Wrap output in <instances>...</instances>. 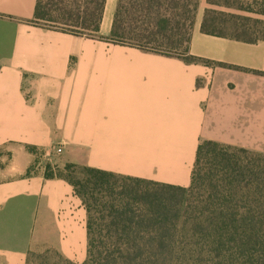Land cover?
<instances>
[{"label": "crops", "instance_id": "1", "mask_svg": "<svg viewBox=\"0 0 264 264\" xmlns=\"http://www.w3.org/2000/svg\"><path fill=\"white\" fill-rule=\"evenodd\" d=\"M200 0L186 62L33 24L37 0H0V148L57 144L77 165L182 188L199 145L264 155V37L203 33L207 10L264 25V0ZM118 0H106L107 38ZM0 180V264L87 255V212L64 179L16 151ZM62 153V154H63ZM46 158V155L44 156Z\"/></svg>", "mask_w": 264, "mask_h": 264}, {"label": "trees", "instance_id": "2", "mask_svg": "<svg viewBox=\"0 0 264 264\" xmlns=\"http://www.w3.org/2000/svg\"><path fill=\"white\" fill-rule=\"evenodd\" d=\"M199 3L118 0L107 38L99 37L106 0H37L31 22L190 63L197 60L188 49ZM213 14L223 15L207 10L201 31L225 36L209 30ZM250 154L202 143L189 188L84 166L75 180L51 167L45 175L66 180L87 212L83 264H264V179L242 161Z\"/></svg>", "mask_w": 264, "mask_h": 264}, {"label": "rangeland", "instance_id": "3", "mask_svg": "<svg viewBox=\"0 0 264 264\" xmlns=\"http://www.w3.org/2000/svg\"><path fill=\"white\" fill-rule=\"evenodd\" d=\"M212 2L223 5V6H232L229 11H243V8H247L249 6L248 2L245 0H211ZM220 13V12H218ZM216 14L210 15V18H215V21L209 23V30L215 31L219 34H224L228 36H236L242 38H252V37H264V25L253 23L249 20L243 18V16H239L237 14H227L223 13V15L215 16ZM225 15V16H224ZM101 37V36H99ZM104 38V37H102ZM98 39V38H94ZM179 53H183L179 51ZM57 144H39V145H24V144H11L4 145L0 148V180L5 177V170L9 166L11 162V157L15 153L13 151H9L8 148H14L16 151L23 149V152L30 153L32 163L30 165L29 171L34 170L37 167L38 163H42L43 167H53L58 165L62 158L64 157V153L62 155L55 154V147ZM62 148L65 145H61ZM46 155V158L44 156ZM242 161L245 163H251L254 167H256V171H262V179H264V155L250 154L247 156L241 157ZM67 165L54 169V171H58L57 173L62 174L65 177H68L72 180L79 179L81 175L80 167L78 169L70 168L66 171ZM53 169V168H52ZM176 193V192H175ZM180 195V193H176ZM86 249L82 255H78L75 261H68L63 258L60 254H58L55 250L46 249L43 253L38 254H29L27 261L24 264H83L86 260Z\"/></svg>", "mask_w": 264, "mask_h": 264}, {"label": "built area", "instance_id": "4", "mask_svg": "<svg viewBox=\"0 0 264 264\" xmlns=\"http://www.w3.org/2000/svg\"><path fill=\"white\" fill-rule=\"evenodd\" d=\"M62 153H63V148H62V146H61V145L56 146V147H55V154H56V155H62Z\"/></svg>", "mask_w": 264, "mask_h": 264}]
</instances>
